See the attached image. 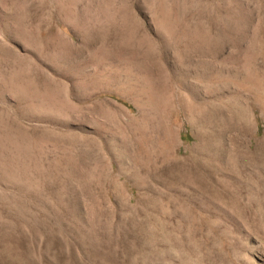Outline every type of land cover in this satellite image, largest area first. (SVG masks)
<instances>
[{
  "label": "rangeland",
  "instance_id": "1",
  "mask_svg": "<svg viewBox=\"0 0 264 264\" xmlns=\"http://www.w3.org/2000/svg\"><path fill=\"white\" fill-rule=\"evenodd\" d=\"M0 264H264V0H0Z\"/></svg>",
  "mask_w": 264,
  "mask_h": 264
},
{
  "label": "bare ground",
  "instance_id": "2",
  "mask_svg": "<svg viewBox=\"0 0 264 264\" xmlns=\"http://www.w3.org/2000/svg\"><path fill=\"white\" fill-rule=\"evenodd\" d=\"M167 130H169V127H168V129ZM169 133V132H168ZM173 133V132H172ZM170 135V134H169ZM170 137H171V135H170ZM173 139V138H172ZM172 142V141H171Z\"/></svg>",
  "mask_w": 264,
  "mask_h": 264
}]
</instances>
